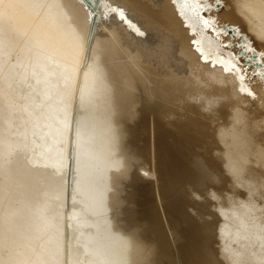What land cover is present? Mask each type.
I'll use <instances>...</instances> for the list:
<instances>
[{
    "label": "bare ground",
    "instance_id": "obj_1",
    "mask_svg": "<svg viewBox=\"0 0 264 264\" xmlns=\"http://www.w3.org/2000/svg\"><path fill=\"white\" fill-rule=\"evenodd\" d=\"M150 158L178 264H264V0H0V264H176Z\"/></svg>",
    "mask_w": 264,
    "mask_h": 264
},
{
    "label": "rangeland",
    "instance_id": "obj_2",
    "mask_svg": "<svg viewBox=\"0 0 264 264\" xmlns=\"http://www.w3.org/2000/svg\"><path fill=\"white\" fill-rule=\"evenodd\" d=\"M142 160L143 159L140 160V163L142 162ZM151 163H152V159L150 158L149 162L144 165L143 168L148 169V170H145L146 172L143 169H141V168H138V167L135 168L134 167V170H133L131 176L127 177L124 180L127 184L130 183V186L132 185V187L129 186L126 190H127V193L128 192L129 193L133 192L135 200L137 199L140 202L142 201V197H147L148 201L151 200V199L152 200L155 199V205L154 206L157 207L155 209H157V212H158V215L160 217V221L162 223V226L164 227V229L166 231L167 240L169 241V250H170V252L172 254L174 253V258L176 259V264H178L177 263L178 262V246L175 243L174 236H173V233H172V229H171V227L169 225V222H168V217H167V214H166V209L167 208L164 207V205H163L164 203L161 200L160 192L158 190V183H159L158 182L159 181V176L157 175L158 172H157V174H155L153 171H151L152 170V164ZM121 180H123V178ZM134 181H135V183L133 185ZM133 186H135V189H133ZM205 187H203L204 189L200 190L201 192L199 190L197 191L198 194L200 193V195H199L200 197L198 195H197L198 197H195V196L193 197L194 194H190V196L189 195L188 196L185 195L187 197V199L190 200V202L188 201L189 204L185 207V211H186L187 215L192 216L195 219L199 220L198 217L196 218V216H198L197 214H198V209L199 208L198 207L195 208L192 205V203L194 202V198H195V203H198V205H204V207L207 206V208H209L211 211H213L211 214H207L206 215V220L207 221H213V220H215V215H214L215 214L214 210L216 209L215 206L219 204V200H220V202L223 201L222 203H224V204L227 201L226 202L224 201L225 199H224L223 196H225V195H221L222 197H220L219 200H216V199H218V198L215 197L216 194H215L214 197H210L209 195L205 194V193L208 192V188H205ZM215 187L216 186L214 185L213 188H211V189H214V191L217 190L218 193L225 191V189H220V188L217 189ZM124 188H126V187L122 186V195L123 196L126 195V192L125 191L123 192ZM183 193H184V191H183ZM201 196H203V197H201ZM221 198H223V199H221ZM208 201H210V203ZM212 205H213L214 208L213 207L211 208ZM217 213H216V215H217ZM210 216H211V218H210ZM219 217H221V216H218V218ZM216 237L217 236H215L214 240H213V247L215 249H217L219 247V238H216Z\"/></svg>",
    "mask_w": 264,
    "mask_h": 264
},
{
    "label": "snow or ice",
    "instance_id": "obj_3",
    "mask_svg": "<svg viewBox=\"0 0 264 264\" xmlns=\"http://www.w3.org/2000/svg\"><path fill=\"white\" fill-rule=\"evenodd\" d=\"M121 19H123V14H121ZM251 95V93H249Z\"/></svg>",
    "mask_w": 264,
    "mask_h": 264
}]
</instances>
